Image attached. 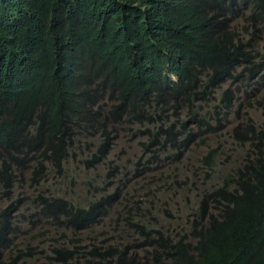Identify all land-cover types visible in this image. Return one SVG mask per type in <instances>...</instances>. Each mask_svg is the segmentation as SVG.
<instances>
[{"label":"clouds","instance_id":"obj_1","mask_svg":"<svg viewBox=\"0 0 264 264\" xmlns=\"http://www.w3.org/2000/svg\"><path fill=\"white\" fill-rule=\"evenodd\" d=\"M155 2L132 6L147 31L167 40L170 53L138 106L122 100L117 88L105 89L89 64L104 59L110 47L134 48L145 38L125 31L114 45L112 30L94 23L88 33L68 16L65 0H0V264L96 260L109 241L129 239L128 208L168 200L166 211L157 212L167 231L162 220L176 197L187 202L176 210L186 220L219 177L214 167L223 173L243 168L247 153L240 145L250 147L234 126L264 107V5ZM39 7L57 9L43 16ZM181 66L196 75L195 99ZM87 91L98 118L75 110L90 105ZM224 92L201 111L209 110L207 124L193 120L204 97ZM113 110L131 115L132 131L106 127ZM121 139L133 145L126 151Z\"/></svg>","mask_w":264,"mask_h":264},{"label":"trees","instance_id":"obj_2","mask_svg":"<svg viewBox=\"0 0 264 264\" xmlns=\"http://www.w3.org/2000/svg\"><path fill=\"white\" fill-rule=\"evenodd\" d=\"M65 1L67 4L63 7L68 16L88 33L90 24L94 23L95 28L102 26L112 30L114 45L122 42L125 31L136 40L146 39L134 48L110 47L104 59L89 64L105 89L117 88L122 100L140 106L144 91L148 93V88L157 81L170 53L167 54V40L157 31H147L137 17V8L132 6L146 0ZM247 2L253 9L264 5V0ZM56 9L39 7L36 12L45 16ZM133 50H138V54ZM186 51L187 48H183L180 53ZM86 70H81L82 76L87 74ZM179 71L192 87L191 99H195L198 96L196 75L189 67L181 66ZM245 72L249 73V65ZM225 94L227 92L204 97V106L200 105L194 112L193 120L202 118L203 124H207L209 110H205L204 115H200L201 111ZM85 96L90 105L78 106L76 112L89 119L98 118L97 112L91 110V92L87 91ZM247 115L246 124L234 126L239 140L250 147L245 151L240 145L247 153L243 168H230V172L223 173L214 167L219 177L203 191L198 208L189 207L186 220L180 218V222L168 224L167 231L163 230L157 212L166 211L162 206H167L168 200L153 204L151 209L128 208L131 233L125 244L109 241L96 260L78 258L69 264H264V113L263 119L251 117L249 111ZM130 121V114L113 110L106 127L111 131L130 132ZM59 258L61 264H65ZM49 260L52 263L54 257L49 256Z\"/></svg>","mask_w":264,"mask_h":264},{"label":"rangeland","instance_id":"obj_3","mask_svg":"<svg viewBox=\"0 0 264 264\" xmlns=\"http://www.w3.org/2000/svg\"><path fill=\"white\" fill-rule=\"evenodd\" d=\"M263 113H264V107L263 108H259L256 111V113H255V117H258L259 119H263L262 118ZM119 144L121 145V147L124 150L127 151L128 150V147L133 145V141H127L125 139H121L119 141ZM112 153L114 154V159L116 160V162L118 163V165L120 167H123V163H122L123 157L122 156L117 157V149L113 150ZM128 168L131 169V172L134 171V168L133 167L128 166ZM22 184L24 185V189L27 190V182H26V180H23ZM0 190H1V186H0ZM186 204H187V202L185 200H183L181 197H176L173 200V203L170 206V208H169V210H168V212L166 214V218H163L162 221L164 223H166V224H176V223H178L180 221V219L178 218V214L176 213V210L177 209H180L182 211L183 207ZM182 213H185V212H182Z\"/></svg>","mask_w":264,"mask_h":264},{"label":"bare ground","instance_id":"obj_4","mask_svg":"<svg viewBox=\"0 0 264 264\" xmlns=\"http://www.w3.org/2000/svg\"><path fill=\"white\" fill-rule=\"evenodd\" d=\"M155 4L157 5V4H159V2L156 1ZM151 12H153V9L150 8V9L148 10V14H150ZM169 122H170L169 120H165V124H169Z\"/></svg>","mask_w":264,"mask_h":264}]
</instances>
